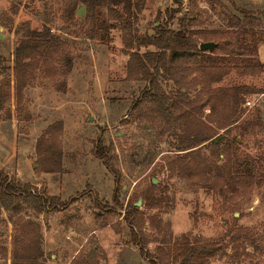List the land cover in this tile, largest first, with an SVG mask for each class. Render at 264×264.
I'll use <instances>...</instances> for the list:
<instances>
[{"label": "rangeland", "instance_id": "obj_1", "mask_svg": "<svg viewBox=\"0 0 264 264\" xmlns=\"http://www.w3.org/2000/svg\"><path fill=\"white\" fill-rule=\"evenodd\" d=\"M181 1V14L195 10L196 33L225 30L232 16L242 19L240 11L259 20L254 27L264 28V0ZM61 7L60 0H0V59L6 68L0 89L10 93L0 111V174L56 199L45 214L24 207L17 217L37 225L41 238L42 260L25 264H148L123 220L129 207L142 218L146 250L158 253L163 264H179L180 251L198 246L212 253L193 264H264V178L249 195L224 199L181 181L168 169L174 155L190 151L171 152L172 134L177 137L185 128L184 112L197 107L191 105L192 89L183 91L185 99L177 92L182 84H193L194 77L162 72L146 92L147 74L137 64L135 42L130 46L129 40L162 25L164 11L176 7L173 1L146 0L131 20V32L113 29L105 42L92 36L82 7L71 22L61 19ZM177 28L174 21L171 30ZM45 29L50 31L46 47L17 67L15 50L26 31L44 35ZM196 40L198 47L205 43ZM155 52L150 46L137 56L148 65L145 56ZM169 55L164 54L165 61ZM256 59L264 65V45ZM241 84L263 88L264 74L232 73L213 88ZM152 92L175 103L176 121L160 124ZM235 114L239 120L225 140L235 141L240 159L256 161L264 150V95L245 97ZM229 116L214 104L199 118L216 131ZM193 150L208 156L210 146ZM10 216L1 210L0 264H13L17 232Z\"/></svg>", "mask_w": 264, "mask_h": 264}, {"label": "trees", "instance_id": "obj_2", "mask_svg": "<svg viewBox=\"0 0 264 264\" xmlns=\"http://www.w3.org/2000/svg\"><path fill=\"white\" fill-rule=\"evenodd\" d=\"M60 1L63 21L75 20L78 8L82 7L84 19L92 36L105 42L109 40V32L113 29L118 28L125 33L131 32V20L137 18V14H140L144 8L146 0ZM172 1L176 7L164 11L162 25H152L151 34L146 33L138 37L135 33L130 36L129 40L130 46L131 42H135L133 45L136 50L134 55L138 60L137 64L141 71L147 74L149 86L146 87V92L156 85L155 76L162 72L170 76L182 73L184 78L194 77V83L182 84L177 94L185 99L186 93L192 89L194 97L191 100V105L196 104L197 107L184 112L185 128L177 137L175 132L172 134L175 136V144L171 150V152L177 153L190 151L174 155L168 169L181 181L191 186L212 190L224 199L229 196L232 197L231 199H237L240 196L249 195L254 188L260 186L264 178V174L260 173V168L264 165V150L260 159L256 161L249 158L240 159L232 146H236L235 141L231 143L225 140V135L227 136L230 127L238 122L239 119L235 118V113L244 104L245 97L263 96L264 87L257 88L244 84L223 88H213V86L219 85L225 77L232 73H238L243 77H260L264 74V65L256 59L258 47L264 45V28L254 27L255 23H260L259 20L249 12L240 11L242 19L232 16L228 19L229 23L225 30L196 33L192 29L198 21L195 10L190 7L187 12L181 14L182 1ZM17 11L18 9L14 8L13 14L16 15ZM159 17H161L160 12L157 18ZM174 21L178 25L176 31L171 30ZM44 32V35H40L37 32L26 31L27 37L20 40L15 50L17 67H21L24 59H32L34 51L39 47H46L48 42L44 38L49 35L50 31L45 29ZM197 37L205 43H214L216 47L212 55L199 50ZM150 46L154 47L156 52L145 56L148 60L147 65L142 63L137 55L141 49ZM166 52L170 53L169 61L164 59ZM3 61L0 59L1 77L6 72ZM4 84L7 86V83ZM198 86H200L199 89H197ZM9 94V92L0 89V111L3 110L4 101L6 97H9ZM143 96L145 95L142 94V99ZM150 96L155 100L160 111L158 117L160 124L176 121L172 117L174 110L177 109L174 102H166L163 96L158 93L152 92ZM186 104L188 105V102ZM214 104L230 114L216 131L201 122L199 118L205 107H212ZM164 130L166 133L167 130ZM219 130H224V132L219 135L217 132ZM204 144L210 146L208 156L202 154L200 150H193ZM99 154L102 158V153ZM221 157L223 162L219 164ZM55 201V198L38 195L32 192L30 186L18 185L9 181L7 176L0 174V215L1 210L10 212L9 220L12 221L15 232H17V236L13 238V264L37 263L43 258L38 226L30 220L23 221L17 217L21 215L24 207L31 209L35 215L45 214L55 206ZM139 217L135 207H129L124 213L123 220L129 227L132 243L138 248L139 255L148 264H163L158 253L146 250L148 239L142 233L143 222ZM211 253L203 246L188 248L186 251L179 252L180 263L176 257L174 263L177 261L179 264H193L201 255H211Z\"/></svg>", "mask_w": 264, "mask_h": 264}, {"label": "water", "instance_id": "obj_3", "mask_svg": "<svg viewBox=\"0 0 264 264\" xmlns=\"http://www.w3.org/2000/svg\"><path fill=\"white\" fill-rule=\"evenodd\" d=\"M215 45L213 43H203L199 45V50L201 52H212L214 50ZM140 202L136 205L137 207L140 205Z\"/></svg>", "mask_w": 264, "mask_h": 264}, {"label": "built area", "instance_id": "obj_4", "mask_svg": "<svg viewBox=\"0 0 264 264\" xmlns=\"http://www.w3.org/2000/svg\"><path fill=\"white\" fill-rule=\"evenodd\" d=\"M246 104H247V106H251V103H249V102H247Z\"/></svg>", "mask_w": 264, "mask_h": 264}]
</instances>
